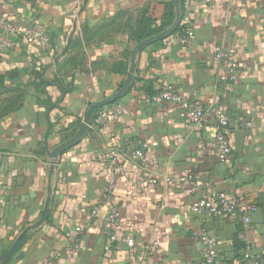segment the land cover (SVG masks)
I'll list each match as a JSON object with an SVG mask.
<instances>
[{"label":"crops","instance_id":"0c3cea01","mask_svg":"<svg viewBox=\"0 0 264 264\" xmlns=\"http://www.w3.org/2000/svg\"><path fill=\"white\" fill-rule=\"evenodd\" d=\"M172 2L0 0V19L32 25L49 38L48 53L23 40L13 50L0 49V258L26 234L3 264H44L51 251L62 253L54 264L131 263L126 248L105 249L108 206L91 216L107 190L111 148L120 151V163L130 173V179L118 180L114 193L119 236L138 245L158 243L140 252L137 264H205L203 245L194 235L203 229L218 240L222 264H240V224L192 211L195 197L213 190L256 204L249 237L264 258V0L193 5L189 45L164 40L137 54L131 89L118 101L124 113L105 134L90 131L58 159L49 156L75 135L92 105L122 88L141 43L131 34L144 17L161 26ZM216 45L237 46V80L220 79ZM163 86L229 115L227 162L218 158L212 122L196 127L180 107L153 100ZM134 142L148 144L145 167L131 158ZM185 174L198 183L195 196L180 180ZM146 178L158 183L134 184ZM47 205V218L38 226ZM77 227L84 232L72 242ZM78 245L85 250L76 251Z\"/></svg>","mask_w":264,"mask_h":264},{"label":"built area","instance_id":"2783aa9c","mask_svg":"<svg viewBox=\"0 0 264 264\" xmlns=\"http://www.w3.org/2000/svg\"><path fill=\"white\" fill-rule=\"evenodd\" d=\"M211 0H182L181 14L182 18L178 29L166 40L170 44H176L181 47H187L194 36L193 22L191 21L188 11L195 4L208 5ZM23 40L26 44H35L42 52H49V38L42 30L35 28L32 25H23L16 21L0 19V49L13 50L17 42ZM213 56L222 70L221 80H237V72L239 64L237 61L238 48L236 45L224 47L216 45L213 50ZM38 70V68H37ZM154 101L160 103L173 104L181 108L187 118L196 126L202 127L206 123L212 122L215 125V146L218 158L222 163L228 161L232 153V130L231 120L229 115L222 109L210 107L204 109L200 104L193 102L189 98L179 94L174 88L163 86L160 91L154 96ZM124 113L123 107L116 102L112 105L99 109L94 115L91 132L100 137L105 134L108 125L119 119ZM148 144L145 142H134L131 145V158L138 161L141 166L147 165L146 150ZM107 170L104 177L107 181V190L103 196V202L96 205L92 209V218L98 216L103 208L107 205L108 208L104 215V222L110 231L107 238L105 249L118 253L124 248L127 249L131 263L137 264L136 259L140 252H147L158 246L155 242L153 245H138L131 237H120L119 227L121 223V212L117 206L113 204L114 193L117 187L118 180L121 178L130 179V173L120 163L121 153L115 148L106 151ZM181 181L189 183L188 192L195 196L199 186L190 174H185L181 177ZM169 178L165 182H170ZM158 183L157 178H146L144 180H136L134 182L138 187L144 185H155ZM257 206L254 203H247L237 198L226 196L222 192L211 191L208 196L195 197L192 203V211L198 216L209 218H228L237 222L242 230V253L240 264H264V258L261 254L253 249L251 239L249 237V228L252 224L253 215L257 212ZM84 230L82 227H77L74 234L70 236V240H80ZM203 245V261L205 264H222L221 257L218 253V240L213 237L206 229L194 234ZM84 246H79L76 251L82 252ZM62 257L59 251H51L49 258L44 264H54L55 261Z\"/></svg>","mask_w":264,"mask_h":264},{"label":"water","instance_id":"95a60500","mask_svg":"<svg viewBox=\"0 0 264 264\" xmlns=\"http://www.w3.org/2000/svg\"><path fill=\"white\" fill-rule=\"evenodd\" d=\"M175 5H179L180 0H173ZM182 18V14L181 12H178L176 15V18L173 22V24L170 26V28H168L167 30H165L164 32H162L161 34L154 36L152 38L146 39L144 41H142L136 48V52L132 57L131 60V66L129 69V72L127 74V78L126 81L124 83V85L122 86V88L113 96H110L108 98H105L99 102H97L96 104L92 105L89 110L87 111L85 118L80 126V128L78 129V131L75 133V135L67 140L66 142L58 145L57 147H55L52 152H50V158L53 160H56L59 158L60 155H62L64 152H66L67 150H70L74 147H76L78 144L81 143V141L89 134V132L91 131V124L94 118V115L96 114V112L106 106L112 105L116 102H118L119 100H121L123 97H125L127 95V93L130 91L131 86H132V81H133V76L135 73V66H136V59H137V54L140 53L143 49H145L146 47L164 41L167 38H169L179 27L180 21ZM48 211H49V207L48 205L45 208L43 217L41 219V221L39 222L38 226L42 225L48 215ZM25 237L26 234H23L12 246V248L4 255L0 258V264H3L7 261H9L13 255L17 252V250L19 249V247L23 244V242L25 241Z\"/></svg>","mask_w":264,"mask_h":264},{"label":"trees","instance_id":"16d2710c","mask_svg":"<svg viewBox=\"0 0 264 264\" xmlns=\"http://www.w3.org/2000/svg\"><path fill=\"white\" fill-rule=\"evenodd\" d=\"M181 6H182V0H180L179 5H175L174 2L169 4L167 6V11L165 14V17L163 19V23L159 27H153V22L151 19L144 17L143 20L141 21L140 27L136 30V32L131 34V38L136 42L140 43L146 39L152 38L154 36H157L170 28V26L173 24L176 15L178 12L181 11ZM39 74L40 69L35 70ZM68 139V137L65 138V140ZM243 248V244H242ZM242 249L240 251V254L238 257L241 256Z\"/></svg>","mask_w":264,"mask_h":264}]
</instances>
